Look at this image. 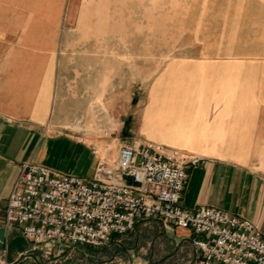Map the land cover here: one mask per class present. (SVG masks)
<instances>
[{
	"label": "crops",
	"instance_id": "crops-1",
	"mask_svg": "<svg viewBox=\"0 0 264 264\" xmlns=\"http://www.w3.org/2000/svg\"><path fill=\"white\" fill-rule=\"evenodd\" d=\"M119 4L0 0V227L24 162L87 179L95 164L92 147L114 167L121 145L151 143L200 159L186 167L183 209L224 211L256 224L264 237V53L247 57L232 54L225 44H208L206 54L170 60L158 75L163 89L144 92L136 108V76L142 78L135 55L121 59L119 42L108 44V59L101 53L103 35L119 39ZM122 46L130 50L129 44ZM121 96L132 99L134 108L123 122L128 136L117 141L101 132L109 129L103 124ZM164 227L183 235L176 253L180 263L191 264L196 253L190 232ZM74 246L42 253L12 227L0 247V264H76L63 251Z\"/></svg>",
	"mask_w": 264,
	"mask_h": 264
},
{
	"label": "built area",
	"instance_id": "built-area-1",
	"mask_svg": "<svg viewBox=\"0 0 264 264\" xmlns=\"http://www.w3.org/2000/svg\"><path fill=\"white\" fill-rule=\"evenodd\" d=\"M107 147V146H106ZM90 178L24 162L3 207L5 233L18 227L27 240L60 247H102L135 223L157 220L190 232L191 264H264V237L256 224L224 211L179 205L186 167L199 158L147 143L121 145L111 167L92 147Z\"/></svg>",
	"mask_w": 264,
	"mask_h": 264
},
{
	"label": "rangeland",
	"instance_id": "rangeland-1",
	"mask_svg": "<svg viewBox=\"0 0 264 264\" xmlns=\"http://www.w3.org/2000/svg\"><path fill=\"white\" fill-rule=\"evenodd\" d=\"M119 5V39L103 35L105 50L101 53L104 59H108L111 54L107 51L108 44L111 47L112 42H119L121 59H132L135 55L136 70L142 78L139 80L136 76V108L142 102L144 92L163 89L158 75L170 60L206 54L208 44L220 45V48L225 44L231 48L232 54L243 52L247 57L264 53V17H261L264 16V3L257 0H120ZM108 31L111 29L105 28V33ZM125 43L130 45L129 51H123ZM123 70L126 74L128 66ZM129 94L121 93L125 97ZM119 100L120 106L103 124L104 128L111 130L101 132V135L110 133V137L117 141L124 138L120 128L127 121L128 109L134 108L132 99L121 96ZM182 239L183 235L177 236L159 222L147 220L136 223V227L124 235L113 237L105 246L83 248L77 245L63 251L76 264H142L144 260L153 264H182L176 253ZM35 245L42 253L50 254L58 244L47 241ZM66 262L70 261L56 264Z\"/></svg>",
	"mask_w": 264,
	"mask_h": 264
},
{
	"label": "water",
	"instance_id": "water-1",
	"mask_svg": "<svg viewBox=\"0 0 264 264\" xmlns=\"http://www.w3.org/2000/svg\"><path fill=\"white\" fill-rule=\"evenodd\" d=\"M121 136L122 137H127L128 133H126V123H123V126L121 128ZM5 242V231L2 227H0V247L3 245V243ZM36 264H47V263H43V262H35Z\"/></svg>",
	"mask_w": 264,
	"mask_h": 264
}]
</instances>
